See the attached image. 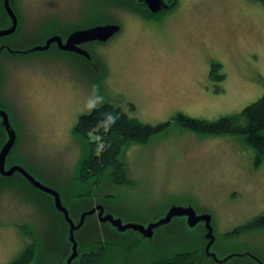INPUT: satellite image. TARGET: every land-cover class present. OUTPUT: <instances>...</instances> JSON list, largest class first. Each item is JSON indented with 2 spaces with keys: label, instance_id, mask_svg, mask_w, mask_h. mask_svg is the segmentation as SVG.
Listing matches in <instances>:
<instances>
[{
  "label": "rangeland",
  "instance_id": "rangeland-1",
  "mask_svg": "<svg viewBox=\"0 0 264 264\" xmlns=\"http://www.w3.org/2000/svg\"><path fill=\"white\" fill-rule=\"evenodd\" d=\"M13 3L19 31L1 41L19 47L42 43L55 30L53 19L65 21L64 29L95 21L121 26L97 47L96 65L59 61L51 53L8 55L10 60L0 64V103L17 134L13 162L59 189L63 205H76L81 215L103 199L123 223L147 226L173 206H192L211 216V254L205 226L187 227L180 216L157 227L149 246L131 255V264L182 248H202L206 264H264V229L231 233L264 213V160L256 164L257 153L241 136H201L173 122L179 113L215 121L240 113L264 95V5L178 0L175 7L147 17L108 0ZM3 10L0 0V30L10 26ZM213 62L222 65L224 81L210 78ZM106 102L143 123L172 125L147 144L124 150L120 160L132 185L103 179L89 197L74 203V177L84 153L74 126L81 115ZM35 196L19 180L0 188V264L15 260L32 241L31 233L43 247H61L69 240L67 225ZM96 218L90 216L80 236L98 234L125 245L138 232H120ZM42 257L51 260V255Z\"/></svg>",
  "mask_w": 264,
  "mask_h": 264
},
{
  "label": "trees",
  "instance_id": "trees-1",
  "mask_svg": "<svg viewBox=\"0 0 264 264\" xmlns=\"http://www.w3.org/2000/svg\"><path fill=\"white\" fill-rule=\"evenodd\" d=\"M13 1L11 0V5L16 11ZM108 1L117 3L119 6L121 5L123 9L147 17L155 15V13H152L147 8L145 3L139 0ZM254 1L264 5V0ZM165 2L169 6L167 10H169L177 5L178 0H165ZM3 11L5 12V10ZM5 15L10 21L6 12ZM100 23H104V21H95L91 25ZM209 76L212 80L219 82L224 81L226 78V75L222 72V65L217 62L212 63ZM261 81L264 87V79ZM130 106L131 109H134V105ZM0 108L9 113L8 109L1 104ZM9 118L14 127L11 116ZM173 120L182 129L194 131L201 136H241L244 142L257 153L256 164L259 165L264 160V95L256 102L246 106L240 113L223 116L215 121L194 118L181 113L177 114ZM171 125L172 121L155 125L143 123L137 118L130 116L121 107H117L109 102L94 108L88 114L81 115L74 126V133L84 142V153L74 177V184L78 188L73 196V202L76 203L82 200V197H89L95 189L100 187L103 179L108 180L112 185H132L133 181L129 177L127 166L120 160V156L130 145H145L155 135L167 132ZM7 138V132L0 117V149L7 141ZM14 147L7 158L6 168L17 165L11 159ZM18 180L23 182L29 190L35 192V198L43 207L50 208L67 225L68 229L70 228L63 214L56 209L54 198L50 194L32 186L20 173L16 172L11 177L0 175V188L3 186L8 187L11 183ZM90 185L94 189L88 187ZM58 192L62 197L59 189ZM98 204H103L108 208L107 202L103 199H99ZM65 205L69 207V205ZM72 206L68 208L70 216L75 223H78L81 213L75 211L76 205ZM90 216L95 217L93 214L87 216L83 226L75 231L78 243V255L71 264H131L130 257L134 254L135 250L141 246H149L147 245V241L149 240L138 232L125 245H122L119 239L108 236L104 239L98 236V234H94L91 238H84L82 234L80 236V231L88 226L87 223ZM26 228L29 229L28 227ZM262 229H264V213L236 227L231 233L241 235ZM31 236L32 241L9 264H66L72 252L70 240L63 241L64 243L61 247L57 246L56 243L53 247L49 245L43 247V243L38 239V236L32 233ZM68 237L69 231H67ZM43 254L51 255V260L43 258ZM138 264H206V256L202 248H182L143 259Z\"/></svg>",
  "mask_w": 264,
  "mask_h": 264
},
{
  "label": "water",
  "instance_id": "water-1",
  "mask_svg": "<svg viewBox=\"0 0 264 264\" xmlns=\"http://www.w3.org/2000/svg\"><path fill=\"white\" fill-rule=\"evenodd\" d=\"M139 1L145 3L147 5V8L152 13H158L163 9L169 7L165 2V0H139ZM3 3L7 15L12 20V26L0 30V38L13 34L16 31L17 23H18L16 13L11 5V0H3ZM120 29L121 26L119 24H104V25H96L84 30H77L69 36L68 42L64 46V49H72L74 44H78L80 42H85V41H93V40L107 41L115 34H117L120 31ZM53 40L54 38L51 39L50 41ZM50 41L45 46L36 47L34 48V50L47 49L49 47ZM0 117L2 119V124L8 136L7 141L0 149V175L5 177H11L16 172L20 173L32 184V186L45 193L50 194L54 198V205L56 209L63 214L65 221L70 226L69 240L72 243V252L68 257L66 264H71L78 255V243L75 237V231L79 230L83 226L85 222V218L87 216L94 214L97 210H99L98 218L100 222L102 223L108 222L120 232H124L129 229L138 231L141 235H143L146 238H152L154 234V229H156L159 226L170 223L172 219L175 217L187 216L188 225L190 227H194L199 221H205V227L208 231L207 238L210 239V242L207 245V250H209V248L214 243L215 239L212 233L213 228L211 226V216L205 214L198 215L196 213V210L192 206H186V207L173 206L168 209L167 213L163 218L147 226H144L139 223H123L121 219L115 217L112 213L103 215L104 207L102 205H99L90 211L82 213L79 222L75 223V221L70 216L69 210L63 205L61 195L57 190L37 180L21 165H13L8 169L6 168V161L12 148L16 143L17 134L13 125L10 122L8 113L1 108H0Z\"/></svg>",
  "mask_w": 264,
  "mask_h": 264
},
{
  "label": "flooded vegetation",
  "instance_id": "flooded-vegetation-1",
  "mask_svg": "<svg viewBox=\"0 0 264 264\" xmlns=\"http://www.w3.org/2000/svg\"><path fill=\"white\" fill-rule=\"evenodd\" d=\"M167 9L168 8H165L162 11L155 13V15L162 13L164 10H167ZM16 16H17V21H18L17 28H16V31L11 35H15V34H17V31H19L18 28H19L20 16L18 15L17 12H16ZM152 16H154V15H152ZM51 21L53 23H55V30L50 34V36H48L38 46H37V44L36 45L30 44V45L25 46V47L23 45H21L19 47V46L14 45V44L2 42L1 38H0V54H1L0 55V64L6 63V60L9 59L7 57L8 55L19 54L21 57H23V55L32 56V55L43 54V53H51L54 55L55 59H57L59 61H68V62L74 61V62H76L82 66L96 65V64L100 63V60H99L98 56L96 55V49H97V47L102 46L103 43H106L109 39L107 41L93 40V41L80 42L78 44H74L72 49H64V46L67 44L69 36L72 33H74L75 31L88 29V28L96 26V25H101L102 23L95 24V25H89V26L88 25L87 26H77V27H74L73 29H64L63 24H65V21L59 20V19L58 20L53 19ZM9 23H10L9 27H11L12 26V20L11 19H10ZM53 38H54V40L50 41ZM49 41H50V44H49V47L47 49L34 50V48H36V47L45 46ZM99 205H102L104 207V214L103 215H107L109 213L108 208H106V206H104L103 204H98V206ZM196 213L198 215L201 214L199 212H196ZM98 214H99V210H97L93 215H95V217L97 216V218H98ZM182 218L184 219V223L188 227L189 226L188 225V217L182 216ZM98 221H99V218H98ZM171 222L168 224H171ZM100 223H102V222H100ZM106 224H109L112 228L116 229L110 223L106 222ZM201 225L205 226V221H199L194 227H191V228H196V227L201 226ZM204 228H205V231L207 233L206 227H204ZM154 231H155V229H154ZM141 236H143V235H141ZM144 238H146V237H144ZM146 239L149 240L151 238H146ZM206 252L208 254H211V250L210 251L207 250V247H206Z\"/></svg>",
  "mask_w": 264,
  "mask_h": 264
},
{
  "label": "clouds",
  "instance_id": "clouds-1",
  "mask_svg": "<svg viewBox=\"0 0 264 264\" xmlns=\"http://www.w3.org/2000/svg\"><path fill=\"white\" fill-rule=\"evenodd\" d=\"M90 106H93V105H90Z\"/></svg>",
  "mask_w": 264,
  "mask_h": 264
}]
</instances>
